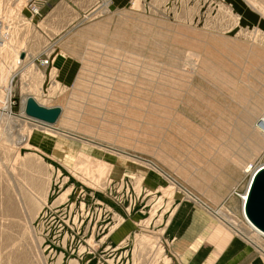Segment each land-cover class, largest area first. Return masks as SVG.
<instances>
[{
  "label": "rangeland",
  "instance_id": "374dc122",
  "mask_svg": "<svg viewBox=\"0 0 264 264\" xmlns=\"http://www.w3.org/2000/svg\"><path fill=\"white\" fill-rule=\"evenodd\" d=\"M27 1L0 0V264H156L178 202L211 259L236 241L264 262L242 207L264 166V0Z\"/></svg>",
  "mask_w": 264,
  "mask_h": 264
},
{
  "label": "crops",
  "instance_id": "0c3cea01",
  "mask_svg": "<svg viewBox=\"0 0 264 264\" xmlns=\"http://www.w3.org/2000/svg\"><path fill=\"white\" fill-rule=\"evenodd\" d=\"M63 68L64 64L59 76L64 74ZM205 224V218L195 208L178 202L164 229L163 254L156 264H264L251 250H242L236 241H230L211 259L214 244L204 237L199 239Z\"/></svg>",
  "mask_w": 264,
  "mask_h": 264
},
{
  "label": "water",
  "instance_id": "95a60500",
  "mask_svg": "<svg viewBox=\"0 0 264 264\" xmlns=\"http://www.w3.org/2000/svg\"><path fill=\"white\" fill-rule=\"evenodd\" d=\"M23 112L26 116L46 124H53L60 112L58 106H43L30 96L24 102ZM244 216L260 232L264 234V166L253 169L242 203Z\"/></svg>",
  "mask_w": 264,
  "mask_h": 264
},
{
  "label": "built area",
  "instance_id": "2783aa9c",
  "mask_svg": "<svg viewBox=\"0 0 264 264\" xmlns=\"http://www.w3.org/2000/svg\"><path fill=\"white\" fill-rule=\"evenodd\" d=\"M26 8L30 15H35L38 13V9L36 8V2L34 0H28ZM35 61L37 64L43 66L47 64L48 58L46 57V54H44V57L42 58L37 56ZM255 121L260 131L264 132V114L258 116ZM238 197H241V195H238Z\"/></svg>",
  "mask_w": 264,
  "mask_h": 264
},
{
  "label": "bare ground",
  "instance_id": "6f19581e",
  "mask_svg": "<svg viewBox=\"0 0 264 264\" xmlns=\"http://www.w3.org/2000/svg\"><path fill=\"white\" fill-rule=\"evenodd\" d=\"M37 8V7H36ZM38 9V8H37ZM47 65H49V61H47Z\"/></svg>",
  "mask_w": 264,
  "mask_h": 264
}]
</instances>
